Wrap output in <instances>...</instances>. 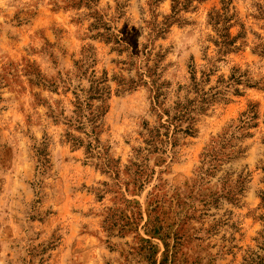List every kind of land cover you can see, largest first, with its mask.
<instances>
[{
	"label": "rangeland",
	"instance_id": "374dc122",
	"mask_svg": "<svg viewBox=\"0 0 264 264\" xmlns=\"http://www.w3.org/2000/svg\"><path fill=\"white\" fill-rule=\"evenodd\" d=\"M223 1L238 36L231 52L210 19ZM171 14L172 0H0V264H246L249 250L264 253V0H196L156 36L154 23ZM96 18L132 33L134 56L92 37ZM88 54V75L107 71L112 88L101 132L110 168L66 141L61 113L87 85L75 62ZM192 66L198 80L211 71L205 89L224 93L194 135L137 157L144 121L157 123L152 84L129 91L112 77L156 68L170 105L186 95ZM246 112L255 117L244 127ZM43 144L47 168L35 151Z\"/></svg>",
	"mask_w": 264,
	"mask_h": 264
},
{
	"label": "trees",
	"instance_id": "16d2710c",
	"mask_svg": "<svg viewBox=\"0 0 264 264\" xmlns=\"http://www.w3.org/2000/svg\"><path fill=\"white\" fill-rule=\"evenodd\" d=\"M196 0H172V14L166 18L164 22L154 23L153 32L156 36H161L170 23L182 22L181 11L187 10L192 6ZM203 1V0H197ZM224 5L221 10H214L210 14V19L217 27L218 39L216 44L221 46L224 52H231L237 49V37L233 36L231 32V25H229V7L228 2L223 1ZM91 30H96L92 35L94 38H101L105 43L115 44V49L119 53L128 52L131 49L130 57L134 56L135 48L138 46V39L132 36V33L126 30L121 31V34L115 33L113 27L108 23L101 21L100 18H96L95 22L91 24ZM92 48L88 51L90 53ZM91 55H83V59L76 61L78 74L76 78L78 80L86 79L87 85L83 86L79 84L72 90L74 100L73 109L71 115H65V111L62 110V117L64 124L67 125L66 141L70 142L75 147H84L86 153L90 157L103 158L102 164L106 167H111V160L106 157L109 152L108 146L104 144L101 139V132L103 128V118L108 111V99L111 95L112 88L108 84V72L104 71L102 76H98L96 71L93 70L88 75V65L95 60L91 59ZM122 63H127L123 60ZM202 77H210V73H202ZM87 76V77H86ZM150 78L152 84L154 96L152 103V114L157 117V123L151 124L149 120L144 121L143 129L141 133L144 137L145 147H139L137 151V157L144 152L147 156L152 153H158L164 155L168 151V147H175L179 141V134L181 135H194L197 132L196 123L199 115L204 114L210 107V105L216 101L222 94L223 90H217V87H211L209 89L204 88L205 80H198L197 71L194 66L191 68V82L187 87V93L183 98L178 97L172 104L166 105L165 95L163 93V87L165 83L160 81L159 74L156 68H149L144 72H138L137 78L130 76L129 78L119 77L114 75L112 79L122 86L125 90H134L139 85L147 84ZM229 81H235L240 83L242 81L241 76H236L235 73L231 75ZM229 81L226 82L229 87ZM227 90V89H226ZM225 90V91H226ZM238 92V90H235ZM192 95V96H191ZM163 97L162 101L161 98ZM253 112V111H252ZM57 117V116H53ZM255 115H250L248 112L243 114V118L240 120L242 126H248L250 120ZM228 139L227 136H223L219 139V144L224 145ZM213 150H216V145L213 146ZM37 156L41 168H47L49 159L47 158L46 145L41 147H35ZM214 153V151H213ZM211 153H206V158H212ZM133 165L137 166L136 175L141 178L142 182L147 181L144 178L145 169L140 168V164L133 162ZM264 171V167L262 168ZM143 176V177H142ZM264 182V177L262 179ZM242 186L243 181L238 180ZM227 190V189H225ZM225 195L227 199L236 200V192L229 190ZM259 196L264 205V188L259 191ZM217 197L214 199L216 200ZM264 219V216H262ZM264 252V243L259 247ZM246 264H264V253H259L254 250H249V253L244 258Z\"/></svg>",
	"mask_w": 264,
	"mask_h": 264
}]
</instances>
